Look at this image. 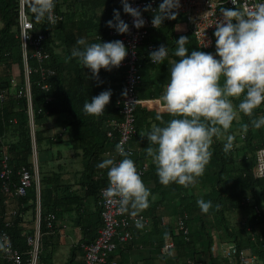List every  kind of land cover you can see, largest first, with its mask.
<instances>
[{"label":"trees","instance_id":"16d2710c","mask_svg":"<svg viewBox=\"0 0 264 264\" xmlns=\"http://www.w3.org/2000/svg\"><path fill=\"white\" fill-rule=\"evenodd\" d=\"M18 3L19 0H0V92H7L6 99L0 102V157L2 145L5 144L12 167L9 192L2 190L0 179V226L8 217L5 216L6 210L17 207L16 215L8 217L11 221L8 231L14 245L24 250V234L31 232L32 228L24 231L21 213L31 210L34 218L36 190L32 184L25 195L13 196V186L17 183L21 166L31 167L26 100L24 97H15L11 92L19 86L12 82L13 76L16 74L21 77L22 74ZM30 3L31 0H24L26 13L32 21L33 31L44 33L42 47L49 52L44 66L54 70L53 74L44 78L39 72H33L30 76L36 143L41 152L61 142L66 136L75 159L79 158L81 162L80 169L74 171L76 173L71 174V178L65 177L60 169L43 166L40 159V214L42 219L49 212L56 216L74 214L72 218L80 227L86 243L97 236L102 224L98 200L99 190L108 184L107 169L97 165L109 157L107 151L112 153L116 149L119 132L113 122L121 120L117 100L122 94L123 70L119 67H113L110 71L101 68L99 79L91 78L90 69L84 68L77 57L71 56V52L74 47H81L76 45L80 37L89 43L99 42L100 39L114 40L116 37L109 34L114 28L109 27L106 21L113 17L114 8L120 10L122 19L127 13L123 11L121 0H57L55 11L62 14V18L52 25L43 19L37 20ZM148 14L152 18L153 13ZM177 23L182 24L178 29ZM180 35L189 37L186 45L189 53L193 49L215 53L214 32L213 47L202 49L187 29L182 14H177L175 19L165 18L161 27L150 29L145 42L138 48V62L141 64L140 80L136 85L138 98L161 97L168 82L171 64L178 59L174 49ZM148 42H152L155 48L160 44L168 47L169 54L163 63L151 62L149 53L152 50L146 48ZM29 62L35 64L32 58H29ZM44 83L49 85L48 89L42 88ZM109 88L112 94L105 112L99 117L86 114L83 111L84 101ZM234 104H238V100H234ZM158 112L164 121L172 118L154 104L141 102L135 107V133L129 139L133 149L130 156L137 170L145 164L140 175L151 194L146 208H129L125 212L141 210L148 221L133 226L132 239L121 243L117 249L128 244L137 247L135 241L140 237L141 246L149 257L148 264H224L225 259L210 250L214 242L211 233L215 231L217 242L248 249L264 264V177H254L252 172L254 153L264 145V126H253L252 117L238 111L231 128L219 137H213L210 146L212 155L204 174L187 187L174 182L164 185L159 181L152 157L145 151L149 143L147 132L154 124L162 123L156 119ZM260 115H263V110L258 107L254 116ZM53 127L59 129L52 131ZM228 134L234 138L233 147L225 152L223 144ZM41 144L43 149L40 148ZM201 198L212 201L213 207L208 213L202 212L197 204ZM14 201L15 205L11 206ZM254 205L257 210L253 208ZM246 208L250 210L246 218L237 227L232 225L228 216L230 212ZM178 217L185 219L186 233L177 227ZM41 229L45 234L49 232L44 222ZM44 233L42 244L47 238ZM153 234L158 235L154 243L149 242ZM167 239L173 241V246L162 251ZM40 261L45 263L42 259ZM0 264L10 263L0 257Z\"/></svg>","mask_w":264,"mask_h":264},{"label":"clouds","instance_id":"9594fccd","mask_svg":"<svg viewBox=\"0 0 264 264\" xmlns=\"http://www.w3.org/2000/svg\"><path fill=\"white\" fill-rule=\"evenodd\" d=\"M57 0H31L30 8L37 20L55 24ZM123 11L133 17L132 24L139 29L145 24L139 6L121 0ZM148 10L151 5L144 6ZM180 0H161L153 9L151 23L161 27L165 18L175 19ZM221 18L215 24V53L193 49L189 53V37L176 39L168 82L161 94V109L172 117L164 121L158 112L154 124L147 132L149 141L145 151L156 165L159 181L164 185L193 184L206 169L212 152L213 137H219L231 128L237 112L252 117L253 126H264V115L254 116V111L264 104V0H255L247 10L221 7ZM107 25L118 33H127L129 24L121 18L120 10L113 9ZM208 41L202 43L207 46ZM71 56L77 57L91 78L99 79L100 69L119 67L128 54L120 39L87 42L84 37L76 40ZM168 47L160 44L149 53L153 64L163 63ZM112 90L104 89L83 103L86 114L99 117L105 112ZM238 100V104H234ZM247 127V125H244ZM233 136L228 134L223 150L233 147ZM116 151L123 158L116 161L109 156L97 165L107 169L108 185L104 195L119 202L120 209H144L149 205L150 189L143 182L135 161L122 143ZM197 204L204 213L213 207L211 200L203 198ZM218 207V205L216 206Z\"/></svg>","mask_w":264,"mask_h":264},{"label":"built area","instance_id":"2783aa9c","mask_svg":"<svg viewBox=\"0 0 264 264\" xmlns=\"http://www.w3.org/2000/svg\"><path fill=\"white\" fill-rule=\"evenodd\" d=\"M160 2L161 0H129L132 6H139L145 19V24L137 29L132 24L133 17L130 14H125L123 19L129 24L130 30L127 33H118L115 29L109 31L110 35L116 37L115 39L122 40L128 48V54L119 65V68L123 70L122 94L117 100L120 104L121 120L113 123H116L119 132L117 144L122 143L130 154L133 149L129 145V139L135 133L134 111L136 105L141 102L149 103L161 109V100L159 98L140 99L136 96V85L140 80L139 68L141 66L140 62H138V48L145 42L150 29L155 28L152 26V18L149 17L148 13H153L152 10L157 8V4ZM147 4H150L151 7L145 10L144 6ZM254 4L255 0H180V7L175 11H177V14L184 16L186 27L194 35L197 45L202 49H209L214 45L213 32L216 27L215 24L221 18L219 13L220 8L236 7L247 11ZM55 16L56 21L62 18V14L56 11ZM17 19L18 36L21 43L22 74L21 77L16 76V74L13 76L12 82L19 86L16 89L13 88L11 92L15 97H24L26 100L31 142V167L21 166L18 172L17 183L13 186V196L20 197L25 195L27 189L34 184L36 199L32 231H27L24 234L26 243L24 250H20L14 245L8 231V227L11 225L9 218L16 215L17 207H11L6 210L5 216L9 218L6 217L0 226V257L10 264H44L40 261L41 238L44 233L41 229L42 222H44L46 229H49L48 231H52L55 227L56 215L49 212L42 219L40 214L39 149L35 138L36 127L32 107L30 76L33 72H39L42 78H44L47 75L53 74L54 70L44 66V61L49 58V52L42 47L45 35L41 31H33V24L26 13L24 0H19ZM204 40L209 42L207 46L202 45ZM146 48L153 50L155 47L152 42H148ZM29 58L34 59L35 64L31 65ZM48 86L47 83H44L42 88L48 89ZM6 95L7 92H0V102L6 99ZM259 107L263 110L264 115V104H261ZM107 134L110 135V131ZM107 155L113 157L116 161L121 159L116 149L112 153L107 151ZM144 168L145 164L141 168H138V171L143 173ZM252 172L254 177H264V145L257 148L254 153ZM11 174L12 167L9 165V155L6 151V145L3 144L2 156L0 157V179L4 192L10 191ZM107 185L99 190L98 204L101 208L102 224L97 231V236L92 241L82 244L84 256L82 264H116V261L112 258V254L117 247L121 243L132 239L133 226L145 224L148 221L147 216L141 210L122 211L118 200L106 197L104 189H106ZM253 208L257 210L255 205ZM184 220V218L178 217L176 223L177 227L186 233L187 227L184 224ZM172 246L173 241L167 239L161 249L162 251H167ZM210 250L213 254L219 253L226 261L224 264H262L255 254L235 244L215 241L211 245Z\"/></svg>","mask_w":264,"mask_h":264},{"label":"crops","instance_id":"0c3cea01","mask_svg":"<svg viewBox=\"0 0 264 264\" xmlns=\"http://www.w3.org/2000/svg\"><path fill=\"white\" fill-rule=\"evenodd\" d=\"M181 23L176 24V29L181 27ZM166 87V86H165ZM164 87V89H165ZM160 99V98H159ZM59 128H55V130ZM53 131V130H52ZM62 144H52L50 149L40 152V159L44 164L43 166L51 169H60L64 172V176L70 175L72 178L76 170L81 167V162L76 165L77 159L73 155L70 148L69 141L66 136ZM54 146V147H53ZM53 148V149H52ZM72 164V165H71ZM70 166L69 168H66ZM72 166V167H71ZM74 172V173H73ZM72 181V180H71ZM15 205V201L11 206ZM30 212V214H29ZM22 223L21 226L24 231L33 227V216L30 210L21 213ZM74 214H65L64 216H56L55 227L52 231L47 232V236L42 244L40 259L45 261L44 264H82L83 263V250L82 244L84 243L82 232L79 226L76 225L72 218ZM158 235H152L149 242L154 243ZM135 243L138 245H127L124 248H118L112 258L116 264H148L149 257L142 248L140 237L136 239ZM42 255V258H41ZM158 263V262H157ZM109 264V263H108ZM159 264V263H158Z\"/></svg>","mask_w":264,"mask_h":264},{"label":"rangeland","instance_id":"374dc122","mask_svg":"<svg viewBox=\"0 0 264 264\" xmlns=\"http://www.w3.org/2000/svg\"><path fill=\"white\" fill-rule=\"evenodd\" d=\"M178 29V28H177ZM55 128H57V127H53L52 128V130L53 131H56L55 130ZM64 138H65V136H64ZM67 138V137H66ZM63 141H66V140H62L61 142H59L58 144H62L63 143ZM54 147V146H53ZM40 148L41 149H43V146H42V144L40 145ZM53 149V148H52ZM39 154H40V152H39ZM39 161H40V155H39ZM78 162H79V165H80V160H79V158H77V162H76V165H78ZM72 165V164H71ZM70 166H67L66 168H69ZM72 167V166H71ZM68 176H70V175H68ZM31 211V210H30ZM250 212V210L248 209V208H246V209H239V210H237V211H234V212H230V214L228 215L229 216V219H230V223L233 225H235V227H237L238 226V224L240 223V222H242L245 218H246V216H247V214ZM29 214H30V212H29ZM174 215H172L171 217H172V219H174V217H173ZM169 217V216H168ZM164 218H166V217H164ZM170 218V217H169ZM212 237L214 238V242L216 241V238H215V235H216V233H215V231H212ZM213 242V243H214ZM218 253V252H217Z\"/></svg>","mask_w":264,"mask_h":264}]
</instances>
